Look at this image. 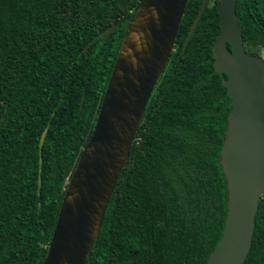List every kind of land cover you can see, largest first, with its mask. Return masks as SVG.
<instances>
[{"label": "trees", "instance_id": "obj_1", "mask_svg": "<svg viewBox=\"0 0 264 264\" xmlns=\"http://www.w3.org/2000/svg\"><path fill=\"white\" fill-rule=\"evenodd\" d=\"M140 1L0 0V264H42ZM200 2H186L84 264H205L221 235L230 100L212 67L216 4H206L181 52ZM234 13L244 51L264 63V0H235ZM242 264H264V195Z\"/></svg>", "mask_w": 264, "mask_h": 264}, {"label": "water", "instance_id": "obj_2", "mask_svg": "<svg viewBox=\"0 0 264 264\" xmlns=\"http://www.w3.org/2000/svg\"><path fill=\"white\" fill-rule=\"evenodd\" d=\"M186 2L141 0L134 10L90 136L66 183L42 264L88 263L147 100L173 50ZM216 2L218 32L211 46L212 67L225 76L221 85L230 100L219 153L226 213L221 235L205 264H242L251 245L258 201L264 195V63L261 56L244 51L235 0ZM206 4L207 0H201L181 52ZM116 27L117 23L105 28L92 40L104 41ZM39 187L38 169L37 195Z\"/></svg>", "mask_w": 264, "mask_h": 264}, {"label": "flooded vegetation", "instance_id": "obj_3", "mask_svg": "<svg viewBox=\"0 0 264 264\" xmlns=\"http://www.w3.org/2000/svg\"><path fill=\"white\" fill-rule=\"evenodd\" d=\"M211 3V5H213V4H216V7H217V2H216V0H207V3Z\"/></svg>", "mask_w": 264, "mask_h": 264}, {"label": "rangeland", "instance_id": "obj_4", "mask_svg": "<svg viewBox=\"0 0 264 264\" xmlns=\"http://www.w3.org/2000/svg\"><path fill=\"white\" fill-rule=\"evenodd\" d=\"M210 5H211V3H210ZM260 55H262V52L260 53Z\"/></svg>", "mask_w": 264, "mask_h": 264}]
</instances>
